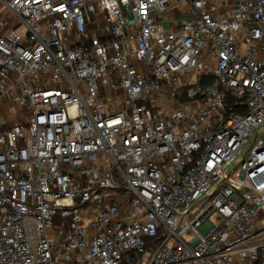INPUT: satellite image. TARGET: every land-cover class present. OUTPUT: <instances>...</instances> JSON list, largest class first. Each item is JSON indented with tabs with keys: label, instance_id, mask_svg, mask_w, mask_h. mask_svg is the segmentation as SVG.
Instances as JSON below:
<instances>
[{
	"label": "built area",
	"instance_id": "1",
	"mask_svg": "<svg viewBox=\"0 0 264 264\" xmlns=\"http://www.w3.org/2000/svg\"><path fill=\"white\" fill-rule=\"evenodd\" d=\"M0 103V264H264V0H0Z\"/></svg>",
	"mask_w": 264,
	"mask_h": 264
},
{
	"label": "crops",
	"instance_id": "2",
	"mask_svg": "<svg viewBox=\"0 0 264 264\" xmlns=\"http://www.w3.org/2000/svg\"><path fill=\"white\" fill-rule=\"evenodd\" d=\"M27 111L24 107L18 106L14 107L11 111L10 106H2L0 103V127L4 124H11L19 121H24L27 119Z\"/></svg>",
	"mask_w": 264,
	"mask_h": 264
},
{
	"label": "trees",
	"instance_id": "3",
	"mask_svg": "<svg viewBox=\"0 0 264 264\" xmlns=\"http://www.w3.org/2000/svg\"><path fill=\"white\" fill-rule=\"evenodd\" d=\"M208 83H212L213 82V78H208L207 80ZM223 95H224V100L227 104H230L233 102V99H234V96L231 95L230 92H223Z\"/></svg>",
	"mask_w": 264,
	"mask_h": 264
},
{
	"label": "rangeland",
	"instance_id": "4",
	"mask_svg": "<svg viewBox=\"0 0 264 264\" xmlns=\"http://www.w3.org/2000/svg\"><path fill=\"white\" fill-rule=\"evenodd\" d=\"M251 140H252V137L250 138V142H251ZM250 142H249V143H250ZM210 220H211L213 223H216V214H215V213H213V214L210 216ZM183 237H184V239H186V240H190L191 238H193L192 235H184Z\"/></svg>",
	"mask_w": 264,
	"mask_h": 264
}]
</instances>
